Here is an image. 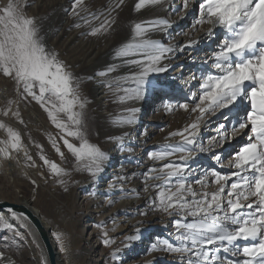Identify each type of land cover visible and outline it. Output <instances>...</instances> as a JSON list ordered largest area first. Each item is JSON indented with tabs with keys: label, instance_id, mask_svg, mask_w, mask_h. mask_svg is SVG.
I'll list each match as a JSON object with an SVG mask.
<instances>
[{
	"label": "rangeland",
	"instance_id": "obj_1",
	"mask_svg": "<svg viewBox=\"0 0 264 264\" xmlns=\"http://www.w3.org/2000/svg\"><path fill=\"white\" fill-rule=\"evenodd\" d=\"M1 1L3 4L7 2V0ZM176 1V7L168 9L173 16V21L156 28V32L167 34V39L161 43L162 46L160 45L156 57L166 55L165 62L169 64V74L154 81L153 86L156 89L164 90L160 95L153 96L148 102L150 96H145L140 101L141 108L139 110L142 118L138 122L139 127L134 130L136 136L135 147L140 151L139 161L143 160V154L155 156L159 153L176 151V148L173 150H160L158 146L155 148L154 145L163 138L172 142L178 140V136H166L165 134L175 124L177 116H183L185 120H188L187 126L189 125L190 130L193 131V136H189L188 140L192 143L194 150L172 153L171 155L185 158L184 161L175 163L176 165L171 168L170 164L172 163H167L168 165L165 164L164 169L159 170L156 168L151 171L148 167L144 168L145 164L141 163L138 170L134 172V178L132 177L133 179L130 181H143L152 176L153 172L154 174L157 171L166 172L160 177L151 178L156 179L157 190L163 193L168 188L180 187V194L178 195L180 204L178 207L170 208L164 204L158 210L159 212L156 209L158 217L152 221L149 208L158 203L155 195L147 197V195L141 194L140 191L129 192L132 195L127 198L128 202L142 200L138 207L141 213L132 215L117 212L116 215L110 216L112 218L108 221L109 218H105V216L111 211L106 212L100 218V222H96L94 228L95 234L106 237V242L103 244L104 250L101 251L103 253H99L95 245L90 249V254L92 253L94 261L101 260L104 261L103 264H108L110 261H145L155 252L160 254L159 258L155 260L156 264H225L228 262H231L230 264L234 262H239L238 264H264V252H261L264 246V0H192V9L184 6L185 0ZM80 2L81 0H68L67 4L64 5V10L58 14L62 23H65L68 15L74 11L75 4ZM13 3L16 9L21 6V0H13ZM7 4H9V1ZM201 12L204 15V21L197 25V18ZM57 18V15H55L41 18L35 22V29L33 28L32 32L34 53L28 65L30 71L28 73L30 74H27L17 84H14V80L8 73L3 72L0 74L1 104L8 98L14 97V95L17 96L16 102L24 107L34 102L35 99L39 98L40 100V84L36 85L30 82L32 79H37V75L39 77L40 75L50 77L53 71L60 69L58 67L61 65L59 56L54 53L53 48L50 46V43L60 35V30L51 33L52 26ZM30 19L35 21L34 18ZM88 22L83 20L80 23L82 26L76 31L84 30L85 35ZM180 22L184 23L183 27L173 29L174 24ZM214 29L217 30L215 34H213ZM246 31H249L247 39H245ZM209 32L213 37L212 39H208ZM183 36L186 37L187 42L180 45L179 42ZM82 37L76 44L83 45L86 42V38L82 39ZM201 38H204V43L208 44V47H211L205 57H199V54H197L192 58H195L193 62L189 63L188 60L193 52V48H190V46ZM226 57H229V59H226ZM172 60L180 61L173 63ZM102 62L107 69H115L116 72H127L132 69L122 59H118L113 55L105 57ZM67 74L68 72H66ZM95 78V74H92L89 78L93 81L92 86L97 88L93 98L103 103V94L100 93L98 88L101 84L95 82ZM207 81H218L222 85L221 88L225 87L229 91V97L224 105L220 106L216 100L218 91L213 93L211 88L204 87ZM72 85L73 82L69 81L67 90H72ZM35 86H37L35 91L38 93L28 95L30 93L28 91L33 90L32 87ZM240 88L242 93L240 92L238 97ZM254 88H260V99L253 96L254 92L252 93L251 89ZM202 95L208 96V99H202ZM49 96V94L45 96V99ZM142 96L144 97V94ZM28 97L29 99H27ZM30 98H33L34 101H31ZM66 98H72L71 91L67 93ZM183 107H185L184 112L180 110ZM213 111L214 114L210 115L209 118H204L206 114H211ZM61 112L60 117L66 120V115ZM156 113H160L162 121L156 120ZM8 117L2 116L7 121H2L4 127L9 126L18 130L23 128V118L21 116L17 119ZM74 117L78 118V115L75 113ZM67 128L71 131H80L78 127L70 125ZM194 129H197L195 133ZM141 134H143V139H140ZM1 136L8 139L6 132H2ZM31 136L25 133L24 138L22 137L24 143L14 146L11 151L17 155L21 153V145H24L23 147L26 150H34L38 155L41 151L46 159L51 153H55L50 148V143L46 140H40V134L39 136ZM144 142L147 144L143 145ZM177 148L179 150L182 147ZM1 150L0 161L4 158ZM60 155L61 158H58L57 165L62 168L69 164L68 151L64 149ZM26 156L24 154L23 158ZM195 156L197 159L193 160ZM249 159L252 160L251 163H248ZM162 160H165V158L154 162ZM34 161L26 163V159H23L22 163H25V166L19 164L23 172L20 171L21 173L18 176L7 174L6 177L10 185H6L4 188L7 190L8 196L12 197L11 194L9 195L12 190L20 199H28L47 220L54 208L65 204V198L58 187L50 183L51 171L45 173L47 170L46 164L42 163L40 171V160ZM239 163L241 166L238 165ZM178 164H181L180 167ZM235 164L236 167L234 168ZM160 165H163V163L154 164V167ZM242 166L244 168H241ZM245 166H248V168H245ZM108 170H110V167L104 170V177L98 178V181L94 184L96 186L88 187L86 185L82 187V190H79L80 192L78 191L75 197V201L80 204L84 213L81 223L82 228H84L83 234L86 237L91 236L87 231L90 227L86 224L87 220L91 215L92 218L93 215H96V212L90 213L88 209H85L86 202L91 199L89 197L90 191L94 189L95 200H98L99 203H105L110 197L122 193L119 191L121 187L126 189L125 186L130 182L127 176L124 179V186L118 188L113 183L110 187L116 185L112 190L115 192L106 195L105 191L101 190L106 185L100 184L111 174ZM34 171H40V175L36 174V177H38L36 179L34 178L35 175H32V173H35ZM165 176H169L168 181L161 180ZM17 177L22 178V180L17 182ZM239 178L240 183L236 184L238 181L236 179ZM98 189L100 190L98 191ZM235 191L238 201L233 202L232 200V206H229L231 193ZM104 198L105 201H103ZM218 199L220 201L216 204ZM40 200L42 205L37 203ZM117 203L113 204L114 208L119 205ZM215 205L217 206L214 207ZM138 217L141 218V223L137 226L146 225L148 229L151 227L156 229L159 224L155 225L154 222L158 221L161 225L168 217L167 221L170 223L165 225L164 233L161 234L163 240L158 241L155 247L160 252L155 251L154 247H150L149 244L152 242L144 241L148 244L137 246L142 250L127 252L123 256H117L115 260L105 259V249H113L119 243H124L123 237L129 231V224L134 218L137 219ZM201 223H204L202 227L199 226ZM214 225H217V228H208ZM113 226H116L115 230L106 234L102 232L103 227L110 229ZM232 240L239 241L236 244L238 253L242 252L241 248H247L244 252L247 254L242 255L240 259L219 250L221 246L227 245V241ZM141 242L142 240L135 243ZM181 243H183V247L192 246V250H185L184 253H180ZM0 244L4 246L8 245L9 242L1 237ZM173 247L176 248L174 251L172 250ZM249 247L253 253L249 251ZM0 249L3 250L4 248L0 247ZM254 252L259 254L253 258ZM69 256L71 258V253H69ZM57 259L59 258L57 257ZM15 262L22 264L21 261ZM2 264H7V261ZM91 264H95V262Z\"/></svg>",
	"mask_w": 264,
	"mask_h": 264
},
{
	"label": "bare ground",
	"instance_id": "obj_2",
	"mask_svg": "<svg viewBox=\"0 0 264 264\" xmlns=\"http://www.w3.org/2000/svg\"><path fill=\"white\" fill-rule=\"evenodd\" d=\"M8 1L9 4H7ZM67 2L68 0H21V6L16 9L13 0H7L5 4L0 0V74L3 72L8 73L14 80V84L19 83L27 74H30L28 73V65L34 53L32 32L35 22L41 18L55 15L58 18L52 26L51 33L60 30V35L50 43V46L53 48L54 53L59 56L61 62L58 67L60 69L53 71L50 77H43L42 75L39 77L37 75V79H32L30 82L31 84H40V100L38 98L34 101L33 98H30L34 102L24 107L16 102L17 96L14 95V97L8 98L3 104L0 103V149H2L1 154L3 153L2 155H4V158L0 161V202L14 203L32 208V211L44 223L48 231L51 246L56 255L55 264H91L93 262L95 264H103L104 261H94L92 253L90 254V249L95 245V248L100 253L104 250L103 244L106 242L104 235L98 236L94 233L95 224L99 223L100 218L110 211L111 213L105 216V218H109L108 221L112 218L110 216L116 215L117 212L132 215L141 213L138 207L142 200L128 202L127 198L132 195L129 192L140 191L141 194L147 195V197L155 195L158 203L154 202L156 205H152L149 208V212L152 214V221L156 220L158 217L157 211L164 204L169 208L178 207L180 204L178 199L180 187L168 188L163 193L157 190L156 179L151 178L160 177L166 172L157 171L155 174L153 172L154 176L152 175L143 181H130L134 178V172L138 170L141 163L145 164L144 168L148 167L151 171L156 168L159 170L164 169L167 163H172L170 164L171 168L176 165L175 163L184 161L185 158L174 154L171 155L172 153L194 150L192 143L188 140L189 136H193V131L192 129L190 130L189 125L187 126L188 120H185L183 116H177L175 124L165 134L166 136H178V140L172 142L163 138L154 145L155 148L158 146L160 150H173L176 148V151L159 153L155 156L143 154L141 162L138 160L140 151L135 147L136 136L134 135V130L139 127L138 122L142 118L139 110L141 108L140 101L145 96H150L147 100L148 102L153 96L160 95L164 90L156 89L153 86L154 81L169 74V64L165 62L166 55L163 54L161 57H156L158 56L159 48L162 46L161 43L167 39V34L156 32V28L173 21V16L168 9L175 8L177 1L81 0L80 3L75 4L74 11L68 15L66 22L62 23L58 14L64 10V5ZM192 4V0H185L184 6L192 9ZM30 18H34L35 21ZM203 18L204 15L201 12L197 18V25L204 21ZM83 20L89 21L85 35L84 30L76 31L82 26L80 23ZM183 25V22L176 23L173 29H180ZM204 28L206 29L207 27L205 26ZM216 32L217 30L214 29L213 34ZM248 33L249 31H246L245 39L248 38ZM81 37L82 39L86 38V42L83 45L76 44ZM204 38L198 39L191 44L190 48H193V52L188 60L190 61L189 63L193 62L195 58H192L195 55L199 54V57H205V54L209 51L211 46L208 47V44L204 43ZM212 38L211 33L208 34V39ZM186 42V37L183 36L179 43L183 45ZM109 55L122 59L132 69L127 72H116L115 69H107L102 61ZM227 58L229 59V57ZM172 61L176 63L180 60ZM66 72H68L67 75ZM92 74L96 75L95 82L101 84L98 88L100 93L103 94V103L93 98L97 88H94L92 86L93 81L89 80ZM28 80L30 81V79ZM69 81L73 82L72 90H67ZM36 87H32L33 90L28 91L30 92L28 95L38 93L35 91ZM204 87L211 88L213 93L218 91L216 100L220 106L226 103L229 91L225 87L221 88L222 85L218 81H207ZM69 91H71V99L66 98ZM240 92L241 88L239 89L238 97ZM251 92H254V97L260 99V88L251 89ZM48 94L50 95L49 98L46 97L47 99H45ZM142 94H144V97ZM0 97H2V93H0ZM201 97L202 99H208L206 95ZM180 110L184 112L185 107ZM61 111L66 115V120L60 117ZM75 113L78 118L74 117ZM212 114H214V111L211 114H206L204 118H209ZM2 116H9L8 118L12 119H17L21 116L23 118V128L18 130L9 126H7L9 128L4 127L2 124L7 121ZM160 116V113H156L157 121H162ZM5 125L7 124L5 123ZM68 125L78 127L80 131H71L67 128ZM122 125L124 126L121 127ZM196 131L197 129H194V133ZM2 132L8 134V139L1 136ZM25 133L30 134V137H32L31 135L39 136L40 134V140H46L50 143L49 146L55 153H51L48 156L49 158L47 157L46 159V156L41 151L39 156L34 150H26L23 147L24 145H21V153L15 155L11 149L18 144L24 143L22 139ZM142 137L143 134H141L140 139H143ZM146 144L144 142L143 145ZM179 146L182 148L178 150L177 147ZM64 149L68 151L69 164L60 168L57 162H59L62 155L60 153ZM24 154L27 156L23 158ZM150 158L151 160H149ZM162 158H165V160L154 162ZM23 159H26V163H30L32 160H40V171L42 163L46 164L47 170L45 173L51 171L50 183L55 184L65 198V204L54 208L47 220L41 211L31 204L28 199H20L12 190L9 192L12 197L8 196L7 190L4 188V186L10 185L6 177L7 174L18 176L23 172L21 168V166H25V163H22ZM196 159L195 156L193 160ZM251 161L249 159L248 163H251ZM159 163H163V165L154 167V164L157 165ZM238 165L241 166L240 163ZM108 167H110L108 171L111 174L100 184L106 185V187L101 188L106 195L115 192L112 190H114L116 185L118 188L124 186V179L127 176L130 182L125 186L126 189L121 187L119 191L122 193L110 197L105 203H99L98 200H95L94 189L90 191L89 197L92 202H86L85 209H88L90 213L96 212V215H93V218L91 215L87 220L86 224L90 225L87 231L91 236L86 237L83 234L84 228H82L81 223L84 213L80 204L75 201V197L78 191L82 190V187L86 185L88 187L96 186L94 184L99 177H104V170ZM235 167L236 164L234 165ZM241 168H244V166ZM245 168H248V166H245ZM40 171L32 173V175H35V179L38 178L36 174L40 175ZM171 171L168 172L172 173ZM169 176H165L161 180L168 181ZM16 180L19 182L18 180L21 181L22 178L17 177ZM236 180H238L236 184H239L240 178ZM113 183L116 185L110 187ZM231 194L229 206H232V200L233 202L238 201V197L235 195L236 191ZM103 201H105V198ZM219 201L220 199L216 201V204ZM115 202L119 203L116 208L113 205ZM37 203L42 205L41 200ZM98 208L100 209L96 210ZM167 218L161 225L158 221L154 222L155 225L159 224L156 228L158 230L152 227L148 229L146 225L137 226V224L141 223V218H134L128 226V233L123 237L125 242L119 243L113 249H105V259L115 260L117 256H123L127 252L142 250V248L137 246L148 244L144 243V241L152 242L149 244L150 247H154L155 251L160 252L155 247L158 241L163 240L161 234L164 233L165 225L170 223ZM203 224L201 223L199 226L202 227ZM216 226H209L208 228L215 229L217 228ZM115 227L113 226L110 229L103 227L102 232L106 234L115 230ZM1 237H4L9 244L4 246L0 244V247L4 248L3 250L0 249V264L5 261H7V264H18L15 261H21L22 264H51L44 244L34 225L24 214L11 207H0ZM140 240H142L141 243H135ZM238 242V240L227 241V245L221 246L219 250L229 256L240 259L242 255L244 256L247 248H241L242 252L238 253V247H236ZM182 244V248H179L180 253H184L185 250H192V246L183 247L184 245L182 246ZM250 247L249 251L253 253ZM175 249V247L172 248L173 251ZM261 252H264V246ZM69 253H71V258ZM258 254L254 252L252 257L254 258ZM159 255L155 252L145 261H110L108 264H156L155 260L159 258ZM238 263L234 262L232 264Z\"/></svg>",
	"mask_w": 264,
	"mask_h": 264
},
{
	"label": "water",
	"instance_id": "obj_3",
	"mask_svg": "<svg viewBox=\"0 0 264 264\" xmlns=\"http://www.w3.org/2000/svg\"><path fill=\"white\" fill-rule=\"evenodd\" d=\"M0 207H11L12 209H15L18 212L24 214L31 221V223L34 225L35 229L40 235V239L42 240L46 252L48 254L49 261L51 262V264H55L56 255L54 253L53 247L51 246L48 231L44 223H42V221L35 215L36 213L32 211V208L8 202H0Z\"/></svg>",
	"mask_w": 264,
	"mask_h": 264
}]
</instances>
